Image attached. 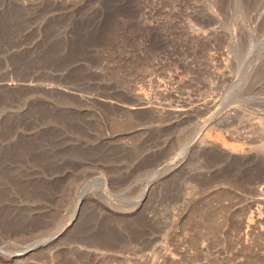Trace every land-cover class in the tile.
<instances>
[{
	"label": "rangeland",
	"instance_id": "1",
	"mask_svg": "<svg viewBox=\"0 0 264 264\" xmlns=\"http://www.w3.org/2000/svg\"><path fill=\"white\" fill-rule=\"evenodd\" d=\"M0 264H264V0H0Z\"/></svg>",
	"mask_w": 264,
	"mask_h": 264
},
{
	"label": "bare ground",
	"instance_id": "2",
	"mask_svg": "<svg viewBox=\"0 0 264 264\" xmlns=\"http://www.w3.org/2000/svg\"><path fill=\"white\" fill-rule=\"evenodd\" d=\"M11 84H13V83H11ZM17 84H18V83H17ZM27 84H28V83H27ZM9 85H10V84H9ZM15 85H16V84H15ZM140 107H141V106H140ZM140 107H139V108H140ZM258 120H259V119H258ZM75 212H77V211H75ZM75 212L73 213L74 218H73V216H72L73 220H75V219L77 218V213H75ZM20 254H21V253H20Z\"/></svg>",
	"mask_w": 264,
	"mask_h": 264
}]
</instances>
